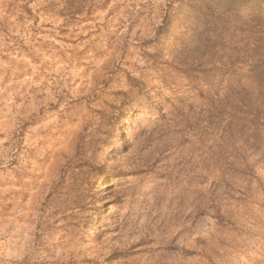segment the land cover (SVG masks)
<instances>
[{"label":"rangeland","instance_id":"374dc122","mask_svg":"<svg viewBox=\"0 0 264 264\" xmlns=\"http://www.w3.org/2000/svg\"><path fill=\"white\" fill-rule=\"evenodd\" d=\"M246 70L264 0H0V264H264Z\"/></svg>","mask_w":264,"mask_h":264},{"label":"trees","instance_id":"16d2710c","mask_svg":"<svg viewBox=\"0 0 264 264\" xmlns=\"http://www.w3.org/2000/svg\"><path fill=\"white\" fill-rule=\"evenodd\" d=\"M258 2L260 3V1H258ZM247 4L248 3H244L245 6H248ZM261 5L262 4H258V7L260 8ZM228 6L230 7V5H228ZM189 7H191V5H189ZM247 9L252 10V6L249 5L247 7ZM254 14H257V13H254ZM182 16L183 15H181L179 12H177L176 8L174 10H171V11L166 10L163 14L161 23L157 26V28L155 30L154 36L155 37H175L174 28L179 27L178 26V24L180 22L179 20ZM226 17L230 20L231 19L230 13H228L226 15ZM205 22L208 23V21H205ZM258 26H259V24H258ZM205 27L207 29H210L211 25L206 24ZM218 60L223 61V56L220 55L218 57ZM203 68H204V66H203ZM203 68H201L197 65L191 66L190 70H191L192 75H190V79L194 80V81L198 80L199 79L198 73H202L203 76H205ZM214 68L215 67H212L211 70H214ZM257 78H258V76L255 72L247 71V70L245 72H242L239 74V80L236 79V77L234 75L232 76L234 84H235V82H241L245 86L244 95L246 97V103H244L242 105L243 106V112L245 114V121L247 123L246 126H248L247 130H249L252 127H255V129L254 128L252 129L254 132H255V130H257L258 124L260 126H262V128L264 130V119H263V114H264V91H263V87L264 86L260 84V82L258 81ZM231 85H232V83H231ZM253 145L254 144L249 143L246 140V146L249 149L252 148ZM249 159L250 160L253 159L252 156H250V155L246 156L245 163H246V167L251 168L252 166L249 165L250 164ZM258 159H260V158H258Z\"/></svg>","mask_w":264,"mask_h":264}]
</instances>
